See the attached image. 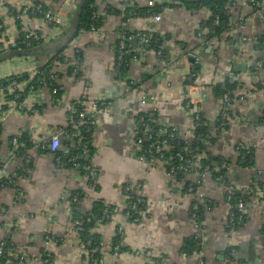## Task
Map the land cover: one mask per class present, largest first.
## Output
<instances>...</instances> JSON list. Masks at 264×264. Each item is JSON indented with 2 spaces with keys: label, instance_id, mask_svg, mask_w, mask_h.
Here are the masks:
<instances>
[{
  "label": "crops",
  "instance_id": "1",
  "mask_svg": "<svg viewBox=\"0 0 264 264\" xmlns=\"http://www.w3.org/2000/svg\"><path fill=\"white\" fill-rule=\"evenodd\" d=\"M63 1L0 0V80L14 75L30 80L41 68L55 75L56 64L63 65L54 81L60 88L55 97L47 86L29 92L25 80L20 88L22 110L6 108L7 99L0 103V165L10 174L23 158L31 162L27 175L15 182L21 196L16 198L14 188L0 189V243L9 242L5 264H41L45 258L50 264H89L68 224L72 217L70 197L76 192H81L80 211L90 212L95 202L110 209L107 221L93 229L101 243L111 247L117 228L122 229L121 253L117 257L102 253L101 264H198L200 258L203 264H229L232 250L236 264H264V197L260 192L264 184V113L261 91L254 89L264 81V73L253 77L249 68L233 72L232 65L250 64L235 50L241 35L252 39L264 35V25L259 24L248 1L233 0L225 8L231 29L220 38H207L205 22L211 16L207 6L189 8L182 0H161L167 5L158 15L124 21L122 0H93L99 26L95 31L77 32L70 41L69 24L81 0L73 12ZM34 2L53 9L64 24L47 27L37 18L17 15ZM130 4L146 10L152 6L151 0H130ZM240 20L241 31L237 30ZM122 31L163 39L168 61L141 52L134 45V55L129 56L130 51L125 54L128 64L121 71L115 50ZM30 33L40 35L43 43L38 47L45 50L14 55L29 51L20 49L18 43L21 36ZM234 40L237 42L230 44ZM258 51L254 50L250 60L262 59L264 50ZM55 53H59L57 57ZM7 55L12 56L6 59ZM191 56L196 65L189 62ZM59 58L62 62L57 61ZM193 71L207 78L205 85L226 78L239 84L232 91L231 101L236 120H230L226 128L218 127L222 104L210 87L202 88L201 105L212 138L206 142L205 152L229 162L228 188L245 201V221L233 232L227 228V187L210 176L204 178L202 215L200 227H196L190 217L196 196L185 191L188 183L195 182V172L170 177L165 161L140 162L133 154L134 119L144 112H154L155 125L174 127L182 133L190 129L185 112L186 77ZM94 102H108L110 106L106 114L96 116L88 134L91 183L87 168L81 167L80 172L76 166L55 162V156L78 148V144L61 136L56 153L47 144L69 128L73 104L89 109ZM16 135L27 141L13 146L10 140ZM239 147L252 150V166L237 164ZM199 169L196 164V171ZM126 181L140 184L146 199L138 223L128 222L124 216L127 200L120 187ZM195 237L200 249L187 253L186 243Z\"/></svg>",
  "mask_w": 264,
  "mask_h": 264
},
{
  "label": "built area",
  "instance_id": "2",
  "mask_svg": "<svg viewBox=\"0 0 264 264\" xmlns=\"http://www.w3.org/2000/svg\"><path fill=\"white\" fill-rule=\"evenodd\" d=\"M59 0H52L53 3H58ZM250 6L253 9V15L259 22V24L264 25V0H247ZM152 6L154 5H161L164 4L161 0H151ZM63 4H65L69 10L72 12L75 11L78 1L77 0H64ZM130 6V0H122V9L125 10L127 7ZM18 16H31L34 18H37L41 20L44 24V26L47 27H55V26H61L63 25V20L56 15L55 11L51 8H47L43 6L40 3H32L28 6L23 7L20 9L17 13ZM96 15L92 16V20L95 21ZM219 25V18L216 16L212 27H218ZM243 29V20H240L237 26V30L241 31ZM90 31H95L96 28L94 25H91ZM241 34V33H240ZM207 35V34H206ZM258 38V37H257ZM40 40V37L35 34H26L24 40H21L18 45L19 48H31L33 43H36ZM151 38L147 33L143 32H126L122 31L119 36V44H118V57L117 62L120 63L122 56H124L128 52V48H130L133 45H137L138 49L141 52H151L156 57L159 58V56L162 53V50H158L156 53L151 50ZM239 42V49L238 53L240 56L244 57V60H248L250 62L249 66L246 65V68H249V71L253 72V77L258 74V72L263 71V65H264V55L261 56L262 59H255L250 60L252 58L251 55L254 53V45H255V39L249 38L246 35H241L238 38ZM262 47H264V41L262 43ZM264 50V49H263ZM193 56V55H192ZM195 58V57H194ZM196 61V59H195ZM65 65L67 61H65ZM195 63V62H194ZM193 63V64H194ZM247 63V62H246ZM248 64V63H247ZM196 65V63L194 64ZM61 63H57V72L55 75H48L46 70L44 69H38L35 72V75L38 77V84L40 86H46V83L49 84V86H52L54 84V81L57 79V74L59 73L58 68H62ZM75 74V71L72 73V75ZM20 78V77H18ZM10 79L6 82V85L0 84V103H3L6 101V97L10 96L8 103L6 104L8 107H13L18 110L23 109V101H21V93L20 88L22 84H25L26 81L21 79ZM187 82V98L185 102V112L190 118L191 127L186 132H181L177 128L174 127H168L164 125H159L156 128H154V119H153V112L147 111L144 112L142 115L138 116L134 119L135 124V130H134V138H135V144L133 148V154L134 157L137 158L140 162H146L147 157L153 156L152 159L158 162L164 163V149L170 148L169 146H176V145H182V150L186 148V145H188L192 140H197L198 142H204L206 140L210 139L209 134L202 135L201 133L197 136H194L193 132L197 130L200 127L204 126V122L202 121V108L201 105L203 103V94H202V88L207 83V78L205 76H202L198 74V72L193 71L188 77H186ZM258 86H264V81L260 84H257ZM38 87V86H37ZM221 89L223 91L222 95L218 97L220 103L222 104V108L220 110L219 114V124L218 127L220 129H223L229 124L230 120H236L235 115L233 114L232 108H231V101H232V91H229L224 85L221 86ZM36 90V87L33 85H29L28 91L34 92ZM60 88L52 87L51 93L55 97ZM261 96H262V107L264 108V89L260 90ZM110 104L108 102H94L90 105L89 109L86 108H80L77 105L73 104L70 108L71 113V121L69 124V128L63 132L60 133L57 136H53L50 140V150L52 153H56L59 146H60V139L61 136H65V138L72 140L78 144L80 148L79 152H75L77 150L66 149L64 150L60 155L55 156V162L58 165L64 164L65 166H72L75 167L76 163L82 159L89 157V150L88 147L90 146L89 140H87L86 136L88 137V134L90 132L91 125L93 124L96 116L106 114L109 111ZM156 127V126H155ZM21 135L14 136L10 143L13 146L18 147L19 146V139ZM143 142H147L145 147L143 146ZM176 144V145H175ZM238 149V148H237ZM197 150V148H195ZM174 160H178L181 162V164L174 166L170 165V167H167L166 173L168 176L173 177L175 174L179 172L185 173L187 170H195L196 164L192 161L191 158L184 156L180 152H176L173 155ZM31 168V162L28 158H23L22 162L19 166L15 169L13 173L7 174L6 173V166L0 165V188H7V186H12L15 190L16 198L18 196H21V193L15 188V182L19 178H24L27 173L29 172V169ZM218 169H225L229 170V167L227 164L222 163L219 168H212L205 167L201 173H198L195 171V174L197 175L195 178V182L191 184V186L188 188V192L190 194H195L196 201L191 207V219L193 221V224L196 227H200V223L196 221V217L198 214V209L200 205H202V194H201V187L203 185V181L205 177L211 176L213 172H217ZM93 172L89 171L87 178L92 177ZM223 176L216 177L215 180L218 182H221L225 187L228 188V185L223 183ZM193 185V186H192ZM122 193H124L125 198L127 200L128 209L129 211H126L124 213V216L128 218H132V223H138L141 220V213L144 210V207L146 205V199L142 193V187L140 184L132 182V181H126L121 185L120 187ZM260 192L262 197H264V184L260 186ZM233 195L234 192L232 190H229L226 192L225 195V201L230 205V212L228 214V220H227V228L233 232L236 227L239 224H242L244 222L245 217V203L244 201L239 197L236 199V201L233 203ZM79 198L78 195H76L73 198V203L76 205H79ZM82 221H85L87 223L91 222V218L87 217L85 219H77V220H71L69 224L70 231L75 235L77 238V230ZM129 222V221H128ZM119 236L121 237V243L120 245H116L113 247H109L103 243L99 244V250H101V257L98 259L97 264L102 263V253H110L113 257H117L120 253L119 248L122 247V229L118 228ZM195 240H197L198 243L199 239L195 237ZM90 244V241L87 242V245ZM85 255H87V251L82 248V251ZM4 254V244L0 243V258ZM234 255L235 251L232 250L229 253L228 257V263L229 264H236L234 261ZM231 258V259H230ZM24 258L19 257V261L23 262ZM41 264H50L49 259L45 258L40 262ZM95 264V263H92ZM198 264H203L202 259H199Z\"/></svg>",
  "mask_w": 264,
  "mask_h": 264
},
{
  "label": "trees",
  "instance_id": "3",
  "mask_svg": "<svg viewBox=\"0 0 264 264\" xmlns=\"http://www.w3.org/2000/svg\"><path fill=\"white\" fill-rule=\"evenodd\" d=\"M93 0H85L82 4H80L78 6V9L75 13V15L77 14V27H78V33L80 31H86L89 30L91 25H94L95 28L97 26H99V18H96L95 21L92 20V16L96 15L97 16V10L95 7H92L93 4ZM233 2V0H202V1H192V0H182V3L186 4V6H188L189 8L191 6H193L194 8H198V7H208L210 12H211V16L208 18V20L205 22V30L208 31L206 37H213V38H220L224 33L228 32L231 29V25L228 23V16H227V10H225V8L227 9L231 3ZM167 5V4H161V5H154L153 7L149 8L146 10L145 9H141V8H136L135 6H130L127 7L125 10H123V15H124V21L126 19H130V18H136V17H151V16H156L160 13V11L162 10V8ZM219 18V25L218 27H212V23L215 19V17ZM2 31V29L0 28V32ZM129 32V31H126ZM37 34V33H36ZM151 40V50L153 52H157L158 50H162L161 55L159 56L160 59L164 60V61H168L165 56L167 55L165 50L162 48V41L163 39H159L156 35L154 34H149L147 33ZM39 37L40 35L37 34ZM26 35H23L19 38V41L24 40ZM206 38V39H207ZM264 41V35L260 36L258 38L255 39V45H254V49L255 50H259L262 51V49H264V47H262V43ZM119 42V41H118ZM43 43L42 38H40V40L36 43H33L31 48H22L24 50H30L33 48H36L38 46H41ZM118 44L117 43V47L115 50V57L117 60L118 57ZM134 46V45H133ZM133 46H131L130 48H128L130 51L129 52V56H132V54L134 55L132 48ZM180 47V46H179ZM258 51V52H259ZM59 53H55V57L58 56ZM261 56H263V54H261ZM58 62H62V59H58ZM128 64V59L127 57L124 55L122 56V59L120 61V63L117 62V65L119 66V69L121 71L126 69V65ZM264 67V65H263ZM44 70L46 68H43ZM49 69H46V72L48 73ZM251 72V71H250ZM19 76H9L5 79L0 80V84L2 85H6V82L10 79H15L18 78ZM38 77L37 75H35L32 79L28 80V77H20L18 79L21 80H27L29 85H33L35 87L40 86L38 84ZM57 77H60L59 74H57ZM224 85L229 91H234L236 90V88L238 87V83L233 81L231 78H226L224 80H222L221 82H217L216 84L210 83L208 85H204L203 87H210L212 95L214 98H218L219 96L222 95L223 91L221 89V86ZM46 86L49 88L54 87V84H52V86H49L48 83H46ZM255 90H262L264 89V86H258L257 84L254 86ZM10 96H7L5 99L9 100ZM21 101H23V98L21 97ZM6 108L8 106H5ZM263 113H264V108H263ZM143 114V113H142ZM141 114V115H142ZM153 119L155 120L154 117V112H153ZM220 118H218V122H219ZM202 121L204 122V126L198 128L197 130H195L193 132L194 136L199 135L200 133L202 135L207 134L208 133V128H207V123L205 121V119L202 116ZM219 124V123H218ZM156 126V127H155ZM159 125H155L154 123V128L157 129ZM227 127V126H226ZM224 127V128H226ZM223 128V129H224ZM87 140H90L89 137H87ZM22 141H27L26 138H24L23 136L20 137L19 142ZM212 138H210L209 140H206L204 142H198L197 140H192L188 145H186V148L184 150H182V145H176V146H169L170 148L164 149V161L166 162V166L170 167V165H174L177 166L179 164H181V162H179L178 160H174L173 159V155L176 152H180L182 153L184 156H187L189 158L192 159V161L197 164V166L200 167L199 170H197L198 173H201L202 170L205 167H209L210 169L212 168H219V166L222 163H225L228 165L229 167V162L221 157H213L212 155L208 154L205 152V144L206 142H211ZM28 144V143H27ZM147 144V142H143V146L145 147V145ZM195 148H197V150H195ZM80 148H77V150L75 152H79ZM89 150V154L91 151V146L88 147ZM238 156L236 158L237 164L241 165L242 167H250L253 165V152L251 149H242V148H238ZM74 152V150L72 151V153ZM153 156L147 157V161H150L152 159ZM79 165V167H78ZM70 167V166H68ZM76 167H78V169H80V172H82L81 167L87 168V175L89 173V171H91L89 169V163L88 161H84V158L80 159L77 163H76ZM166 167V168H167ZM75 168V167H74ZM196 171L195 170H187L185 173L183 172H179L177 174H175L176 178H179L185 174L188 173H193ZM228 171L229 170H225V169H218L217 172H213L211 174V178L215 180L216 177L219 176H223V183H225L226 185L228 184ZM89 181L91 183H93V178L89 177ZM216 181V180H215ZM218 182V181H216ZM219 184H221V182H218ZM192 183H188L185 187V191L187 193L188 192V188L191 186ZM193 186V185H192ZM7 188H12V186H7ZM2 189V188H0ZM81 192H76L75 194H73L70 197V201H71V207H72V217L70 219L71 220H77V219H85L87 217L91 218V222L87 223L85 221H82V223L80 224V226L78 227L77 230V239L79 241V244L81 246V248H83L84 250H86L88 253L87 255H84V257L86 258V260L88 261L89 264L95 263L97 264L98 259L101 257V250H99V244L101 243V241L95 236V234H93V229L95 228V226L101 223H105L108 219V215L111 213L110 209L107 206L102 205L99 202H95L92 205V208L90 210V212H82L79 210V205H76L73 203V198L78 195L79 200L81 199ZM194 193V192H193ZM192 193V194H193ZM124 195V193H123ZM239 198L235 193L233 195V203L236 201V199ZM245 202V201H244ZM128 204H127V208L125 210L129 211L128 209ZM202 209V205H200L199 209H198V214L196 217V221L198 223H200L201 221V210ZM124 212V213H125ZM190 216H191V211H190ZM246 215L244 217V221H245ZM132 218H128L127 220L129 222H132L131 220ZM241 226V224H239L236 227V230ZM262 236L264 239V226L262 228ZM116 241L111 245V247L116 246V245H120L121 243V237L119 236L118 233V228L116 230V236H115ZM90 241V244L87 245V242ZM4 254L1 256L0 258V264H5L6 260L8 259L6 253L9 249V242H4ZM197 246H199V243L197 242V240H195V238H193L191 241H189L188 243H186V251L187 253H191V251H196ZM123 249V246L119 248V251L121 253ZM231 259V258H230Z\"/></svg>",
  "mask_w": 264,
  "mask_h": 264
},
{
  "label": "water",
  "instance_id": "4",
  "mask_svg": "<svg viewBox=\"0 0 264 264\" xmlns=\"http://www.w3.org/2000/svg\"><path fill=\"white\" fill-rule=\"evenodd\" d=\"M84 1L85 0H81V4ZM194 1H202V0H194ZM69 27L72 28L71 35L69 36V41H70L75 36V34L78 32V27H77V14L75 15V17L72 20V22L69 24ZM235 42H237V40H234V41L230 42V44H233ZM238 49H239V46L236 45L235 50H238ZM44 50H45V48H43V47H37V48L31 49V50H29L27 52L19 51V52H17L14 55H18V56H20V55H30V54H34V53L41 52V51H44ZM11 56L12 55H7V56H5V58L7 59V58H10ZM189 62L193 64L195 62V58L192 57V56H191V58L189 57ZM232 65H233V72H240V70H241L240 67L242 68L241 71L243 72L244 69L246 68V65L245 64L233 63ZM197 69H199V67H197ZM50 143L51 142L49 140L48 141V144H47L48 147H50ZM88 160H89V157L84 158V161H88ZM78 167H79V165H78ZM199 249H200V246H197L196 251L198 252Z\"/></svg>",
  "mask_w": 264,
  "mask_h": 264
}]
</instances>
